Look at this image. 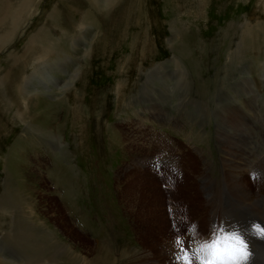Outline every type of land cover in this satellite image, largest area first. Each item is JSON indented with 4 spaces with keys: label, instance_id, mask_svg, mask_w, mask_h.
Listing matches in <instances>:
<instances>
[{
    "label": "rangeland",
    "instance_id": "1",
    "mask_svg": "<svg viewBox=\"0 0 264 264\" xmlns=\"http://www.w3.org/2000/svg\"><path fill=\"white\" fill-rule=\"evenodd\" d=\"M35 2L0 44V264H178L214 222L264 264L262 0Z\"/></svg>",
    "mask_w": 264,
    "mask_h": 264
},
{
    "label": "bare ground",
    "instance_id": "2",
    "mask_svg": "<svg viewBox=\"0 0 264 264\" xmlns=\"http://www.w3.org/2000/svg\"><path fill=\"white\" fill-rule=\"evenodd\" d=\"M87 2L88 1H91V3L93 4L91 7H90V12L92 11V10H97V8H96V5H97V7H99L100 6V2H105V4L107 5V6H109V5H113L114 3H115V1L116 0H107V1H105V0H86ZM121 1H123V0H120V2ZM13 2V5L11 4ZM34 2H35V0H0V4H1V6H2V8L0 9L1 10V12H2V15L0 16V44H6V42L8 41H10L11 40V38H12V36L14 35L13 34V32L15 31V30H17L18 28H19V25L21 24V22H22V20H23V18L24 17H26L27 15H29L30 13L32 14V11L34 10ZM36 3V2H35ZM90 3V4H91ZM10 4L12 5V6H10ZM101 5H103V4H101ZM261 5H262V7H261V9H262V11L264 12V0H262V3H261ZM3 8H4V10H3ZM36 8V7H35ZM57 12V11H56ZM90 12H86L87 14H85V13H82V15L83 14H85L86 16L90 13ZM9 13V14H8ZM5 14H6V16H5ZM34 14V13H33ZM54 14V13H53ZM10 16V17H9ZM86 16H85V18H86ZM88 18H90V16H87ZM21 18V19H20ZM52 18V17H51ZM84 18V19H85ZM87 18V19H88ZM20 19V20H19ZM25 20V19H24ZM88 21V20H87ZM84 25V23H82V24H79L78 26L76 25V28H81L82 26ZM9 27H12V29H9ZM17 28V29H16ZM75 28V27H74ZM83 28V27H82ZM175 28V27H174ZM253 30H256L255 32L253 31ZM47 31V30H46ZM252 31H253V33H252ZM244 32V35H243V38H242V41H241V43H240V48H238V50L236 49V51L235 52H239L240 53V55H242L243 57H244V54H246V53H248L249 52V49L250 48H253L254 46H257L260 50H264V21H263V23H262V21H258L257 22V24L256 25H254L253 23H250V25H248V30H244L243 31ZM173 36H172V38H171V40L172 41H174L173 39H174V35H179V33H178V31H173ZM179 36H181V35H179ZM41 37V36H40ZM46 37V36H45ZM37 38V36H32V38L30 39V43L28 44V49L27 50H29V48H34V46H35V39ZM79 38V37H78ZM38 39V38H37ZM36 39V40H37ZM76 40V39H75ZM75 42H74V39H73V45H75L74 44ZM42 45V44H41ZM143 50H142V56H143V58L144 57H146V51H147V49H149V51H150V49H152V48H149L150 47V45H151V42L148 40V38L146 37V41L143 43ZM172 45V44H171ZM193 46V45H192ZM1 47V46H0ZM44 47V46H43ZM180 47V46H179ZM40 48V47H39ZM193 48V47H192ZM177 49V50H176ZM176 49H173V51L175 52V54H173V56H174V59L172 58L171 59V61L170 62H172L171 64H172V66L173 67H175V69H177L178 70V67H177V65L178 64H180V62H179V59H177L176 57H178L179 55H176V52L178 51V46H177V48ZM41 50H42V52H43V54H50V52L49 51H51V50H49V49H44V48H41ZM56 50V49H55ZM182 50V49H181ZM152 52V51H151ZM150 52V53H151ZM235 52H234V54H235ZM30 53V52H29ZM179 53H181L180 51H179ZM62 54V53H61ZM232 54V53H231ZM41 56V55H40ZM39 56V57H40ZM44 55H42V57H43ZM46 56V55H45ZM229 56H230V54H229ZM237 56H239V55H237ZM228 57V56H227ZM229 59H230V57H229ZM238 59V58H237ZM175 60V61H174ZM161 64V63H160ZM164 64V63H163ZM154 65V64H153ZM162 65V64H161ZM156 67V66H155ZM154 67V69H156ZM159 67V66H158ZM39 68V67H38ZM246 68V67H245ZM36 69V68H35ZM151 69H152V67H151ZM176 70V71H177ZM156 71V70H155ZM158 73V72H157ZM157 73H155V75L157 74ZM248 73V72H247ZM250 73V72H249ZM154 75V76H155ZM225 76V75H224ZM156 77V76H155ZM24 79V78H23ZM250 79V78H249ZM248 78H246L245 77V80H241V83L242 84H246L247 83V81H250ZM29 81V80H28ZM9 83H10V81H9ZM177 84V83H176ZM233 86V85H232ZM8 87V86H7ZM179 87V86H178ZM234 87V86H233ZM247 87V86H246ZM249 88H250V86H249ZM248 89V88H247ZM158 90V89H157ZM234 90V89H233ZM249 90V89H248ZM252 90V89H251ZM237 92V91H236ZM248 92H250V91H248ZM26 93H28V92H26ZM152 93V92H151ZM155 95V94H154ZM229 95V94H228ZM241 96V95H240ZM248 98V97H247ZM159 99V98H158ZM253 100H252V98H248V99H246L245 100V106H244V109H243V111L241 110V112H240V109H239V114H240V116H241V119L243 120L244 119V117L243 116H245V115H247L246 114V111H248L249 110V112H250V106H251V103H253L252 102ZM178 103H180V102H178ZM184 103V102H183ZM182 105V104H181ZM159 107V106H158ZM180 108H179V106H178V110H179ZM242 109V108H241ZM151 110H152V107H151ZM161 111V110H160ZM177 111V110H176ZM159 112V111H158ZM190 113V112H189ZM239 116V115H238ZM239 116V117H240ZM243 117V118H242ZM240 119V120H241ZM244 121V120H243ZM242 125H243V123H242ZM242 153V152H241ZM252 155V154H251ZM257 158V157H256ZM255 161V160H254ZM259 161V160H258ZM264 165V164H263ZM246 166V165H245ZM259 168V167H258ZM264 169V168H263ZM261 172V171H260ZM260 186H262V185H260ZM264 186V185H263ZM244 191V190H243ZM240 197V196H239ZM6 198V197H5ZM4 197H3V199H2V201L3 202H1L0 201V207H1V205H4V206H2L3 208L5 207V206H7L8 205V203L6 202L8 199V197L5 199ZM249 203V202H248ZM3 208H1L2 210H3ZM259 208V207H258ZM7 209V208H6ZM6 209H4L3 211H5ZM261 209V208H260ZM8 211V210H7ZM257 214V216H258V218L259 219H261L262 221H264V217H263V215H262V213L260 214V213H256ZM264 214V213H263ZM250 221H251V223H252V220L250 219ZM263 224V223H262ZM24 237L26 238V239H28V237L27 236H25L24 235ZM33 238V237H32ZM30 239V238H29ZM30 241H31V239H30ZM29 240L27 241V242H25L24 244H26V246L24 247L23 245V251L24 252H26V253H28V258H36V257H40V256H42V252H44V253H48V250H47V252L45 251V250H43L42 252H38V249H34L35 251L33 252V254H30V252H31V247H32V245H31V242H30ZM39 247V243L37 242V247L36 248H38ZM178 261V260H177ZM250 262V261H249ZM26 263V262H25ZM24 263V264H25Z\"/></svg>",
    "mask_w": 264,
    "mask_h": 264
},
{
    "label": "snow or ice",
    "instance_id": "3",
    "mask_svg": "<svg viewBox=\"0 0 264 264\" xmlns=\"http://www.w3.org/2000/svg\"><path fill=\"white\" fill-rule=\"evenodd\" d=\"M195 227V226H193ZM260 228L257 233L264 238V227ZM177 246L178 264H242L249 256L247 252L248 243L241 233L238 231L228 232L222 223L213 224L210 229V235L207 238L196 241L195 253L204 254L206 259H200L197 256L194 261L189 255L190 245L181 236H177L175 241ZM194 253V254H195Z\"/></svg>",
    "mask_w": 264,
    "mask_h": 264
}]
</instances>
